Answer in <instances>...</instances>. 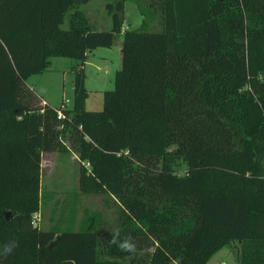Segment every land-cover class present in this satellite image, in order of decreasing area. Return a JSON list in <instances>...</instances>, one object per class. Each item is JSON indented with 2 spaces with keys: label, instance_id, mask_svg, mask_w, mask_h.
Segmentation results:
<instances>
[{
  "label": "trees",
  "instance_id": "1",
  "mask_svg": "<svg viewBox=\"0 0 264 264\" xmlns=\"http://www.w3.org/2000/svg\"><path fill=\"white\" fill-rule=\"evenodd\" d=\"M86 1L0 0V247L18 244L0 264H206L232 242L237 264H264V0H152L158 29H123L117 0L100 30ZM120 33L114 86L87 109L85 60ZM55 55L78 60L70 107L38 104L26 82ZM70 147L80 190L117 205L115 228L33 224L41 153Z\"/></svg>",
  "mask_w": 264,
  "mask_h": 264
},
{
  "label": "rangeland",
  "instance_id": "2",
  "mask_svg": "<svg viewBox=\"0 0 264 264\" xmlns=\"http://www.w3.org/2000/svg\"><path fill=\"white\" fill-rule=\"evenodd\" d=\"M117 0H87L80 4L86 13L89 24L94 29H110L111 14L106 4L115 6ZM152 0H125L119 10L122 28L138 26L142 20L150 29L160 27L159 14L149 3ZM66 12L62 26L68 23ZM120 33L111 46H98L89 52L84 63L85 86L88 89L86 108L100 110L103 104V92L114 86L115 71L122 65ZM78 62L69 56H51V63L40 73L30 75L26 82L39 97H44L52 106L70 107L73 97L72 66ZM37 96V97H38ZM38 99V104L42 98ZM68 145L70 143L66 141ZM77 153L70 150H45L41 153L40 198L41 203L33 213V224L43 229H78L86 220H94L90 228L105 231L117 225V205L104 193L83 192L79 187L80 165ZM184 166H176L182 172ZM88 220V221H89ZM235 243L221 247L207 264H237ZM229 248V249H228Z\"/></svg>",
  "mask_w": 264,
  "mask_h": 264
},
{
  "label": "clouds",
  "instance_id": "3",
  "mask_svg": "<svg viewBox=\"0 0 264 264\" xmlns=\"http://www.w3.org/2000/svg\"><path fill=\"white\" fill-rule=\"evenodd\" d=\"M111 243L124 252L134 253L136 251V245L131 236L122 238L119 229L113 230ZM17 247L18 244L15 240H9L0 247V256L11 255Z\"/></svg>",
  "mask_w": 264,
  "mask_h": 264
},
{
  "label": "crops",
  "instance_id": "4",
  "mask_svg": "<svg viewBox=\"0 0 264 264\" xmlns=\"http://www.w3.org/2000/svg\"><path fill=\"white\" fill-rule=\"evenodd\" d=\"M95 50V48L94 49H92L90 52H93ZM50 63H51V57H50ZM88 94H89V92H88ZM42 102H47V103H49L44 97H42ZM223 247V246H222ZM221 248V247H220ZM219 248V249H220ZM230 248V247H229ZM228 248V249H229ZM219 249H217L215 252H213L212 254H211V256L207 259V262H206V264L208 263V261L212 258V256L214 255V253H216ZM230 250L235 254V250L233 251L231 248H230Z\"/></svg>",
  "mask_w": 264,
  "mask_h": 264
},
{
  "label": "built area",
  "instance_id": "5",
  "mask_svg": "<svg viewBox=\"0 0 264 264\" xmlns=\"http://www.w3.org/2000/svg\"><path fill=\"white\" fill-rule=\"evenodd\" d=\"M57 114H58V116H62V111H61V109H58V110H57Z\"/></svg>",
  "mask_w": 264,
  "mask_h": 264
},
{
  "label": "water",
  "instance_id": "6",
  "mask_svg": "<svg viewBox=\"0 0 264 264\" xmlns=\"http://www.w3.org/2000/svg\"><path fill=\"white\" fill-rule=\"evenodd\" d=\"M9 212H6V214H8Z\"/></svg>",
  "mask_w": 264,
  "mask_h": 264
}]
</instances>
